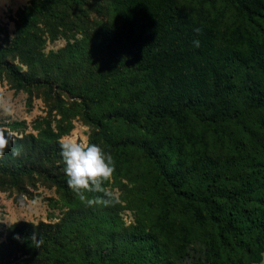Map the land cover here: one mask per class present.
<instances>
[{
    "label": "trees",
    "instance_id": "1",
    "mask_svg": "<svg viewBox=\"0 0 264 264\" xmlns=\"http://www.w3.org/2000/svg\"><path fill=\"white\" fill-rule=\"evenodd\" d=\"M93 1L34 0L19 12L10 44L0 46V68L19 88L41 87L52 97L58 87L79 99L89 143L111 153L112 185L137 198L140 212L126 223L121 212L133 200L124 206L123 196L82 203L66 183L58 141L64 130L38 127V135L6 147L3 157L14 158L0 161V174L16 187L38 176L63 194L68 209L57 222L11 224L0 252L13 264L260 263L264 0H108L112 21L89 37L109 50L97 77L76 86L58 66L39 78L42 58L26 47L37 19L86 15ZM12 55L25 57L27 69L18 70Z\"/></svg>",
    "mask_w": 264,
    "mask_h": 264
},
{
    "label": "rangeland",
    "instance_id": "2",
    "mask_svg": "<svg viewBox=\"0 0 264 264\" xmlns=\"http://www.w3.org/2000/svg\"><path fill=\"white\" fill-rule=\"evenodd\" d=\"M33 1L0 0V46L10 44L19 12L30 7ZM215 1L219 4V0ZM185 2L188 5H195L198 0H185ZM88 9L86 8V15L78 14V17L68 14L58 16L54 21L48 17L37 19L26 47L34 53V56L42 58V63L36 66L43 70L40 74L41 71L38 69L39 78L48 73V70L60 66V69L64 70L65 74H63L66 76L70 74L68 78L75 80L78 86L83 82L82 79L97 77L98 69L109 61L106 44L102 43V46L97 47L100 42L95 38L94 45L89 38L101 24L112 21L108 0L93 1L92 7ZM50 47L56 48L57 51H48ZM9 58L18 70L27 69L25 57L12 55ZM53 72L55 73L56 70ZM53 88L52 97L45 95L41 87L37 90L19 88L8 72L0 68V131L6 132L8 148L14 146L17 138L22 141L29 134L38 135V127L49 126L56 131L58 125L64 130L58 138L59 142L65 138L89 142L91 128L84 123L79 108L75 106L79 99L76 96H68L65 92L60 94L58 87ZM57 95L61 99L56 98ZM18 151L20 153L21 150L18 148ZM5 152L6 150L4 154ZM3 156L0 157V161L3 158L9 161L14 158L12 155ZM113 179L111 177L107 187L116 197H124L119 201L125 206L129 199L133 200L130 208L122 210L123 219L126 223L136 222L135 218L140 212L138 209H141V203L137 198L128 197L129 193L124 188L119 189L112 185ZM62 195L54 185L38 176L29 180L23 178L16 187L12 185L10 179L0 174V245L8 243L7 229L13 222L25 221L36 225L39 222L59 221L68 209ZM14 255L19 256L20 251L16 250ZM0 264H13L12 257L0 252ZM254 264H264V256L260 263Z\"/></svg>",
    "mask_w": 264,
    "mask_h": 264
},
{
    "label": "clouds",
    "instance_id": "3",
    "mask_svg": "<svg viewBox=\"0 0 264 264\" xmlns=\"http://www.w3.org/2000/svg\"><path fill=\"white\" fill-rule=\"evenodd\" d=\"M194 31L199 33L200 29L196 28ZM193 46L199 47L200 41L194 40ZM48 51H57V49L50 47ZM8 143L3 131H0V157L4 155ZM13 154L18 155L19 153L14 150ZM60 156L64 163L67 186L82 203L91 207L114 202V193L105 186V182L111 179L115 170V162L111 153L105 152L99 145L89 143L87 140L78 141L74 138H65L60 142ZM86 193H98L99 195L89 198ZM31 242L34 247L39 248L42 240L37 239L34 233Z\"/></svg>",
    "mask_w": 264,
    "mask_h": 264
}]
</instances>
